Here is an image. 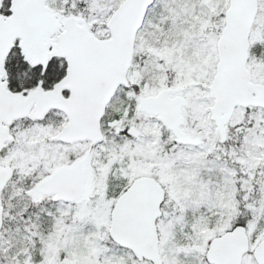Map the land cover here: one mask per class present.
<instances>
[{"label": "snow or ice", "instance_id": "1", "mask_svg": "<svg viewBox=\"0 0 264 264\" xmlns=\"http://www.w3.org/2000/svg\"><path fill=\"white\" fill-rule=\"evenodd\" d=\"M0 264H264V0H0Z\"/></svg>", "mask_w": 264, "mask_h": 264}]
</instances>
